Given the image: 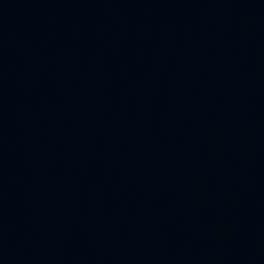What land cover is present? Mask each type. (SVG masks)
<instances>
[{
  "label": "water",
  "instance_id": "95a60500",
  "mask_svg": "<svg viewBox=\"0 0 264 264\" xmlns=\"http://www.w3.org/2000/svg\"><path fill=\"white\" fill-rule=\"evenodd\" d=\"M0 135L264 185V0H0Z\"/></svg>",
  "mask_w": 264,
  "mask_h": 264
}]
</instances>
